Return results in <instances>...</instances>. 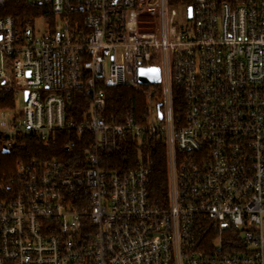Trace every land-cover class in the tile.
<instances>
[{"label": "built area", "instance_id": "2783aa9c", "mask_svg": "<svg viewBox=\"0 0 264 264\" xmlns=\"http://www.w3.org/2000/svg\"><path fill=\"white\" fill-rule=\"evenodd\" d=\"M22 1L48 4L54 27L0 15V91L13 93L0 151L63 143L81 166L18 159L0 186V264H264V0ZM150 65L159 82L139 83ZM108 85H153L145 120L110 117ZM74 89L89 101L79 121ZM148 137L165 142L164 207L148 198ZM126 139L136 164L111 168Z\"/></svg>", "mask_w": 264, "mask_h": 264}, {"label": "trees", "instance_id": "16d2710c", "mask_svg": "<svg viewBox=\"0 0 264 264\" xmlns=\"http://www.w3.org/2000/svg\"><path fill=\"white\" fill-rule=\"evenodd\" d=\"M174 1L177 0H169V3ZM0 15L18 17L23 24H25L30 17L44 16L50 21V28L54 27L55 16L48 4L41 3L36 5L22 0L6 1L5 5L0 7ZM152 63L158 64L157 58H153ZM152 86L153 85H140L139 87L131 85L116 87L109 85L105 86L104 90L107 100L106 113L109 114L110 117L114 116L116 121L127 118L144 121L145 117L149 114L148 112L152 105L151 99H155L148 98L146 93ZM0 96L6 100V102L0 104L1 109L13 105L12 91L1 90ZM173 97L174 111L177 113H183L184 97L180 87L173 86ZM88 102L87 97L81 89H74L66 105V116H70L79 121L84 115ZM81 150L82 148H77L75 150L67 149L66 145L63 143H56L54 146L46 149L34 139L26 140V142H18V144H14L7 151H0V186L6 178L12 174L18 159L32 161L33 158H57L66 162V165L69 167H76L81 166V162H75L76 154L79 158ZM142 153L149 156L147 159V164L150 170L148 198L153 205L164 207L168 201L165 142L156 137H148V143L146 146H143ZM107 157L109 158V166L111 168L133 167L138 159L137 143L126 139L118 145L117 149L109 152ZM234 251L233 248L227 249V252Z\"/></svg>", "mask_w": 264, "mask_h": 264}, {"label": "water", "instance_id": "95a60500", "mask_svg": "<svg viewBox=\"0 0 264 264\" xmlns=\"http://www.w3.org/2000/svg\"><path fill=\"white\" fill-rule=\"evenodd\" d=\"M188 10L191 12L190 7H188ZM160 75L161 69H159V66L150 65L138 68V82L141 84L158 83ZM4 151H7V149L4 148Z\"/></svg>", "mask_w": 264, "mask_h": 264}, {"label": "rangeland", "instance_id": "374dc122", "mask_svg": "<svg viewBox=\"0 0 264 264\" xmlns=\"http://www.w3.org/2000/svg\"><path fill=\"white\" fill-rule=\"evenodd\" d=\"M45 28H46V23L42 20H35L34 21V29L33 31L35 32V34H42V32L45 31ZM23 94L22 92H19L17 95H16V99H15V108L14 110L16 109H19L22 107L23 105ZM13 110V111H14Z\"/></svg>", "mask_w": 264, "mask_h": 264}]
</instances>
